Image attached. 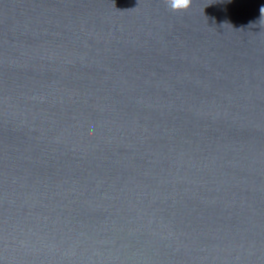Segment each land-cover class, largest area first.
Returning a JSON list of instances; mask_svg holds the SVG:
<instances>
[{"label":"water","instance_id":"obj_1","mask_svg":"<svg viewBox=\"0 0 264 264\" xmlns=\"http://www.w3.org/2000/svg\"><path fill=\"white\" fill-rule=\"evenodd\" d=\"M264 0H0V264H264Z\"/></svg>","mask_w":264,"mask_h":264},{"label":"clouds","instance_id":"obj_2","mask_svg":"<svg viewBox=\"0 0 264 264\" xmlns=\"http://www.w3.org/2000/svg\"><path fill=\"white\" fill-rule=\"evenodd\" d=\"M164 3L173 12H185L190 8L192 0H164ZM260 11L264 16V7Z\"/></svg>","mask_w":264,"mask_h":264}]
</instances>
